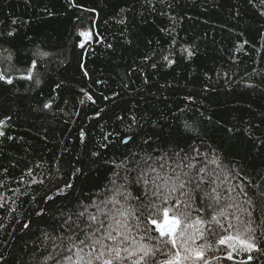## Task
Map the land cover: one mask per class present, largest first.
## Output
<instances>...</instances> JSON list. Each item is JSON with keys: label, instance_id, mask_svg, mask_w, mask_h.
<instances>
[{"label": "trees", "instance_id": "trees-1", "mask_svg": "<svg viewBox=\"0 0 264 264\" xmlns=\"http://www.w3.org/2000/svg\"><path fill=\"white\" fill-rule=\"evenodd\" d=\"M0 73L12 80H0V264H52L45 233L59 234L61 210L105 193L132 153L195 146L221 163L209 165L221 193L264 185L260 0H0ZM215 247L212 264H264Z\"/></svg>", "mask_w": 264, "mask_h": 264}, {"label": "snow or ice", "instance_id": "snow-or-ice-1", "mask_svg": "<svg viewBox=\"0 0 264 264\" xmlns=\"http://www.w3.org/2000/svg\"><path fill=\"white\" fill-rule=\"evenodd\" d=\"M260 2L264 4V0ZM35 66L33 61L31 68ZM31 68L28 79H32ZM0 80L12 83L4 73H0ZM132 120L136 122L134 116ZM184 127L187 132L194 131L190 125ZM98 155L92 153L93 157ZM200 155V149L191 146L188 151L179 148L139 158L132 153L119 163L113 161L106 192L98 193L87 204L78 201L75 210H61L59 234L45 233L55 250L45 260L52 264H212L220 259L210 258L211 253L219 251L216 244L228 249V260L233 259V252H264L255 236L257 229L264 235V185H251L256 189L251 195L249 185L240 184L221 193L218 186H213L219 176L215 169L209 170V165L219 168L221 163L218 159L199 160ZM77 174H82L80 168L72 170L63 188L57 189L58 194L74 188L71 177ZM133 185L143 189L146 202L133 195ZM233 193L244 197L251 210L235 203ZM218 217H223L227 225ZM247 259L252 261L254 257L249 254Z\"/></svg>", "mask_w": 264, "mask_h": 264}]
</instances>
